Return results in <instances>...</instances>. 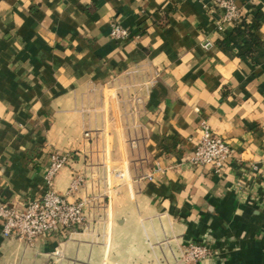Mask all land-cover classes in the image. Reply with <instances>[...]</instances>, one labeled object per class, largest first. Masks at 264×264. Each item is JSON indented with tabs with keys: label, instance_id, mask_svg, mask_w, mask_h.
<instances>
[{
	"label": "crops",
	"instance_id": "crops-1",
	"mask_svg": "<svg viewBox=\"0 0 264 264\" xmlns=\"http://www.w3.org/2000/svg\"><path fill=\"white\" fill-rule=\"evenodd\" d=\"M235 3L253 53L214 0H0V200L41 197L53 151L58 192L108 195L93 235L29 245L0 223V264H174L191 241L214 255L182 264H264V0ZM206 126L232 160L178 167Z\"/></svg>",
	"mask_w": 264,
	"mask_h": 264
},
{
	"label": "built area",
	"instance_id": "built-area-1",
	"mask_svg": "<svg viewBox=\"0 0 264 264\" xmlns=\"http://www.w3.org/2000/svg\"><path fill=\"white\" fill-rule=\"evenodd\" d=\"M214 7L222 10L218 22L220 30H224L227 25L235 24L244 17V13L235 0H214ZM109 33L116 40H127L130 37V31L116 20H112ZM209 45L210 42H207L206 46ZM85 136L90 138V132L86 131ZM234 153L231 143L224 136L206 126L194 150L182 158L178 167L195 168L211 165L218 171L227 166L234 157ZM68 161L67 153L51 152L49 163L45 168L46 190L41 197L17 199L14 202L0 200V223L4 236L17 237L33 245L40 237L58 233H64L69 238L75 234L93 235L95 233L91 227L103 221L100 208L108 195L104 188L102 192H87L84 196L70 201L68 197L78 192L85 181L81 176L73 178L66 194L58 192L54 188V179ZM257 167L254 166V168ZM161 169L157 167L156 171ZM148 177L153 178V175ZM91 188H93L92 185ZM60 253L58 248L53 252L56 257ZM213 255L214 251L208 243L191 241L180 247L179 256L175 261L177 264L198 262L207 260ZM56 259H53V264H56Z\"/></svg>",
	"mask_w": 264,
	"mask_h": 264
},
{
	"label": "trees",
	"instance_id": "trees-1",
	"mask_svg": "<svg viewBox=\"0 0 264 264\" xmlns=\"http://www.w3.org/2000/svg\"><path fill=\"white\" fill-rule=\"evenodd\" d=\"M253 26L246 16H244L240 21L236 22L233 29V36L236 40H240L246 36L245 45L247 46V51L253 53L258 49L262 42L253 32ZM221 44L231 46V39L229 36H225L223 40L220 41Z\"/></svg>",
	"mask_w": 264,
	"mask_h": 264
},
{
	"label": "rangeland",
	"instance_id": "rangeland-1",
	"mask_svg": "<svg viewBox=\"0 0 264 264\" xmlns=\"http://www.w3.org/2000/svg\"><path fill=\"white\" fill-rule=\"evenodd\" d=\"M44 176H45V173H44ZM174 264H177V263H176V261H175V263H174Z\"/></svg>",
	"mask_w": 264,
	"mask_h": 264
}]
</instances>
